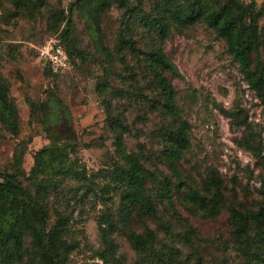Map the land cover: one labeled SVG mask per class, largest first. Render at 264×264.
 <instances>
[{"label":"rangeland","instance_id":"rangeland-1","mask_svg":"<svg viewBox=\"0 0 264 264\" xmlns=\"http://www.w3.org/2000/svg\"><path fill=\"white\" fill-rule=\"evenodd\" d=\"M89 1L95 3L0 0V173L15 175L17 184L39 197L49 228L64 220L67 241L76 249L62 264H262L264 218L257 224L252 215L264 211V85L257 91L247 84L225 42L204 24L176 27L163 12L166 0H128L123 7L106 0L100 11L82 7ZM178 1L185 8L215 10L228 3ZM235 2L251 6L256 49L250 68H263L264 0ZM160 18L167 29L162 42L154 25ZM49 47H61L67 56L60 74L41 56ZM155 48L176 68V74L163 72L173 88L174 116L162 106L145 62ZM3 104L9 109L3 111ZM106 106L127 128L125 152L155 178L147 185L155 216L134 213L126 225L119 208L127 188L116 172L124 162ZM180 122L189 126V148L172 170L163 133ZM50 135L69 146V168L32 183L25 177L35 154L50 145ZM165 179L171 200L164 197ZM216 187L222 199L212 209ZM232 210L247 219L245 240L263 231L249 259L237 245ZM130 233L149 235L150 241L137 247ZM104 235L111 245L107 252ZM24 248L30 249L27 238Z\"/></svg>","mask_w":264,"mask_h":264},{"label":"trees","instance_id":"trees-1","mask_svg":"<svg viewBox=\"0 0 264 264\" xmlns=\"http://www.w3.org/2000/svg\"><path fill=\"white\" fill-rule=\"evenodd\" d=\"M94 1L95 3L89 1L82 7L100 11L103 9L102 5L106 3V0ZM118 2L123 7L128 3V0H118ZM162 9L163 12L169 13L170 20L178 28L204 24L216 37L225 42L228 53L238 64L247 84L257 91L263 88L264 66L263 68H250L249 56L256 49L255 16L251 6H243L235 0H228L227 5L220 10L211 7L202 9L198 8V5L185 8L178 0H166ZM154 25L158 31L159 40L162 42L167 37L164 19L160 18ZM127 43L132 49L134 48L133 42ZM145 62L150 66L152 77L160 91L162 106L172 116L176 115L178 109L173 102V88L163 75L164 71L176 74V68L158 48L152 49L146 55ZM48 65L54 74H60L64 71H53L49 63ZM3 93L4 89L0 85V95ZM60 108L64 109L62 104H60ZM8 109L9 106L3 104V111ZM105 109L107 124L115 135L116 152L124 162V166H118L116 170L118 177L127 188L119 208L120 221L124 225L128 224L134 213L153 217L156 213V206L147 185L155 181L154 175L148 172L135 156L125 152L123 134L127 128L120 120L111 115L109 106H106ZM226 114L229 115L228 112ZM188 128L186 122H180L177 126L175 123L164 130L163 154L172 170H174L175 163L180 159L181 154L189 148ZM45 131L48 132L49 128H46ZM49 141V146L42 148L35 154L34 166L30 170L29 176L25 177L23 172H18L16 176L25 177L28 181L35 183L42 175L57 176L67 171L69 160L66 150L69 146H62L58 138L52 135H50ZM245 143L246 146H249L248 142ZM57 151L60 152L59 157L54 155ZM20 163L21 156L16 158V165L20 166ZM14 179L15 175L0 173V264H62L67 255L76 249V244L67 241L66 223L59 219L52 228H49L47 210L42 201L37 195L17 184ZM164 187L165 199L171 200L170 184L166 179L164 180ZM221 199L222 195L219 188L216 187V191L210 199L211 208H216ZM232 216L238 234L237 245L240 247L242 255L249 259L253 255V249L259 247V237L263 235V231L258 230L252 241L245 240L243 235L246 234V217L236 210H232ZM252 218L257 224H260L264 218V211L261 210L252 215ZM26 238L29 239L30 249L24 248ZM129 239L137 247H144L150 241L149 235L148 239H145L136 233H130ZM104 243L108 247L107 252L111 245L105 239V235ZM99 258L104 260L105 252L99 253ZM261 263L264 264V260H261Z\"/></svg>","mask_w":264,"mask_h":264},{"label":"built area","instance_id":"built-area-1","mask_svg":"<svg viewBox=\"0 0 264 264\" xmlns=\"http://www.w3.org/2000/svg\"><path fill=\"white\" fill-rule=\"evenodd\" d=\"M40 53L48 61L53 71L65 70L67 68V56L60 47L45 48Z\"/></svg>","mask_w":264,"mask_h":264}]
</instances>
